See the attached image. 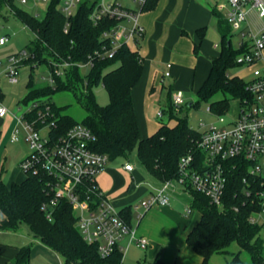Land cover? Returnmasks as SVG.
Listing matches in <instances>:
<instances>
[{"label":"trees","instance_id":"16d2710c","mask_svg":"<svg viewBox=\"0 0 264 264\" xmlns=\"http://www.w3.org/2000/svg\"><path fill=\"white\" fill-rule=\"evenodd\" d=\"M1 2L12 4L13 0ZM59 2L50 0L42 19L22 10H13L15 19L34 35L26 50L30 57L24 61L31 72L42 65L52 71L53 63L73 64L64 70L62 77L53 75V86L37 87L30 75L23 103L28 105L35 100L46 101L44 99L56 93L72 92L86 116L81 123H77L63 114L61 108L50 103L58 118V134H63L76 124L84 125L96 138L93 150L106 155L109 161L124 159L129 162L135 151L138 165L146 178L159 186L176 177L181 157L193 154L201 159L197 149L201 134L189 126L186 117H176L185 104L175 113L171 87L167 89L168 107L161 111L168 116V120L175 121V125L170 127L161 123L154 134L140 138L131 92L142 77V58L137 51L121 45L112 58L95 59L92 68L83 73L74 64H84L103 46L109 47V41H102V34L116 22L104 19L94 26L89 16L95 5L87 3H81L76 13L66 20L58 10ZM156 4L157 0H147L143 11L153 10ZM213 16L220 35L219 55L212 60L208 75L197 90L196 104L189 106L188 103L187 106L199 107L202 103H209L210 114L221 116L228 111L229 100H247L249 94L242 78L228 75L230 69L238 67L236 59L245 48H234L229 39L233 33L231 26L216 10H213ZM66 23H69L67 33L64 32ZM204 31L197 32L200 42L204 39ZM198 51L199 44L195 46L194 53L198 54ZM100 85L108 95L106 106L98 105L93 93V89ZM217 94H222L224 98L212 101ZM239 162V159H231L225 163L230 171L223 196V210L212 205L202 194L190 193V207L200 214V219L187 234L186 244L203 259L202 264H208L215 254L230 255L228 249L234 243L240 252L233 254L229 264H239L242 251L248 254L249 264H264V240L260 237L263 225L249 222V217L258 207L251 203L252 197L246 200L242 193L245 165ZM48 200L40 176L26 175L22 182L10 186L0 179V212L4 216L0 221V231L15 232L20 226H27L35 239L61 258L62 264H122L119 251L107 259H101L96 246L83 241L75 226L73 211L66 202H59L53 209L51 220H47L41 205ZM234 205L239 208L237 212L233 210ZM121 215L131 226V209L126 208ZM31 254V246L19 248L12 264H28ZM155 264L163 263L156 260Z\"/></svg>","mask_w":264,"mask_h":264},{"label":"built area","instance_id":"2783aa9c","mask_svg":"<svg viewBox=\"0 0 264 264\" xmlns=\"http://www.w3.org/2000/svg\"><path fill=\"white\" fill-rule=\"evenodd\" d=\"M26 4L27 0H18ZM49 3L50 0H42ZM222 2L220 10H226V21L233 34L238 35L237 48L245 50L237 57L236 64L247 71L245 90L247 100H237L238 112L232 120L224 115L216 116V122L203 127L197 149L201 159L193 154L180 158L176 177L166 181L138 204L131 206L139 221L144 213L155 206L170 205L173 196H190L192 191L202 194L210 203L223 210V196L230 171L225 163L239 159L245 165L242 179V193L245 199L257 205L258 210L249 217L251 224L264 225V67L259 66L264 51V0H210ZM60 0L58 10L66 20L71 18L81 3L95 5L89 19L94 26L102 20H112L116 24L102 34V41H109L110 46H103L84 64H74L83 73L93 66V61L110 59L121 45L136 46L144 35V28L138 23L147 0ZM218 4V3H217ZM130 5H134L131 8ZM252 11L257 12L263 21L259 33L252 32L248 18ZM66 23L64 32L67 33ZM8 42L7 37L0 38V46ZM30 57L26 50L8 56V67L0 72V81L4 79L9 85L19 83L20 69ZM1 65V63H0ZM69 63H53L52 71L47 69L48 85L53 86L55 77H62L64 70L71 67ZM166 77L170 74L166 72ZM45 78H42L44 80ZM2 96L0 84V98ZM172 106L175 113L185 104L183 93L172 94ZM25 110L14 117L9 143L21 141L27 144V155L19 163L20 171L26 175L40 176L45 184L49 200L41 205L46 219L51 220L54 207L61 201L66 202L73 211L75 226L83 241L97 248L101 259H107L115 251L122 254L127 247L125 240L145 250L148 241L136 235L121 212L102 193L98 184V175L106 168L109 159L104 154L96 153L92 145L96 138L84 125L76 124L58 134L57 120L50 103L35 100L25 105ZM207 111L210 113L209 108ZM9 114L0 99V118ZM163 112H157V118H163ZM235 168V164L233 165ZM126 172H133L134 165L123 164ZM233 210H239L237 205ZM193 209L186 205V214Z\"/></svg>","mask_w":264,"mask_h":264},{"label":"crops","instance_id":"0c3cea01","mask_svg":"<svg viewBox=\"0 0 264 264\" xmlns=\"http://www.w3.org/2000/svg\"><path fill=\"white\" fill-rule=\"evenodd\" d=\"M217 3L210 0H157L153 10L143 11L138 16V23L144 28V35L136 46L130 45V49L137 51L142 58L143 73L139 83L132 89L131 96L141 139L151 136L160 127L161 124L151 119L150 111L153 107L156 109L157 106L159 107L162 94L164 91L167 94L168 87H171L172 94L176 91L183 93L188 88L187 84L191 80L194 82L197 74L201 76L197 90L205 81L211 62L219 55L220 51L218 44L220 35L213 10H216L223 19L227 14V9H219L223 3L221 1ZM248 24L254 33H259L263 29V21L255 11L250 13ZM202 29L205 30L204 39L200 42L197 32ZM1 37L8 38V35ZM198 44L199 51L198 54H195L194 48ZM259 66L264 67V51ZM166 72L170 74L168 77L165 75ZM2 80L7 84L4 79H1L0 83ZM160 110L158 108L155 111L156 120L158 119L157 112ZM7 118L9 127H6L3 136L5 140L7 139V145L13 146L11 149L14 155L16 154L11 181L4 182L6 186H10L12 183H20L25 179V175L19 172L16 165L18 166L26 157L27 147L26 150L18 153L19 147L16 149L14 148L16 144L9 143L15 119L14 116ZM2 119L0 118V122ZM167 125L172 127L175 125V121L168 120ZM21 142L27 146L26 142ZM2 172L3 170L0 168V179ZM97 184L102 193L120 212L126 208L131 209V206L138 204L153 189L159 187L147 179L142 170L134 166V171L129 173L124 171L123 165L118 168L107 165L98 175ZM183 202L182 197L173 196L169 206H155L144 213L139 221L135 218V212L131 210L133 215L131 226L137 236L148 241V246L145 250H141L135 245V242L125 240L123 245L127 249L123 253L122 264L128 257L125 255L127 251L132 252L129 257L130 264L139 263L140 257L135 254V250L145 252L143 260L145 259L146 264H155L156 260L163 264H202L203 259L186 244V236L198 223L200 214L196 211L195 215L194 210L190 215L186 214V204ZM3 219L4 216L0 212V221ZM5 233L9 232L0 231V234ZM44 248H42L44 254L49 258H54L53 264H62L58 255L47 248L44 250ZM18 249L16 247L6 252L3 248L4 254L0 253V264H4L5 260L12 256L14 258ZM239 252L237 251L236 254ZM230 262L231 259L228 255L215 254L211 256L208 264H229Z\"/></svg>","mask_w":264,"mask_h":264},{"label":"rangeland","instance_id":"374dc122","mask_svg":"<svg viewBox=\"0 0 264 264\" xmlns=\"http://www.w3.org/2000/svg\"><path fill=\"white\" fill-rule=\"evenodd\" d=\"M123 2L126 4L128 3L127 0H123ZM47 2H43L42 0H27L26 4H21L18 0H13L12 4H9L8 2L2 3L0 0V36L8 35L9 42L0 47V72H3L8 67V62L6 61L8 56L18 54L19 52L23 50H28L29 42L33 39L34 35L32 32L27 30L18 20L14 17L13 10H22L30 15L36 16L38 19H42L45 16L46 9H47ZM134 5H130L131 8ZM231 40L232 46L235 48L237 47L238 42V35L233 34L231 37H229ZM219 44V43H218ZM217 46V43H216ZM218 50V49H217ZM247 71H245L242 67H234L228 71L229 76H237L242 79L247 78ZM30 75H32L33 81L36 84L37 87L45 86L48 84L47 82V67L42 65L39 66L37 69L31 70L29 69V66L24 64V66L21 68L20 75H19V83L17 85H8L5 82L1 84V92L3 94L2 96V105L9 110V114L4 117L0 122V168H2V176L1 181L9 182L12 178L13 172V166L15 165V158L16 154L14 155V152L12 151L11 147L12 145H7V139L5 140V137L3 136L4 131L9 127V123H7L8 116H14L17 117L20 115L21 112L25 110V104L23 103V97L26 93L25 86L29 80ZM200 74H197L196 79L191 80L187 84V89L184 90V101L185 105L181 109V113L176 115L177 118L186 117L188 120L189 126L196 132H201L202 125L203 127H207L213 123L216 122V116L210 114L207 111V108L209 106V103H202L199 105V107H188V103H193L194 105L197 102V88L200 84ZM42 78H45L42 80ZM166 86V85H165ZM167 88V86H166ZM93 93L95 95L96 101L98 105L100 106H106L108 104V95L106 91L103 89V87L100 85L98 87H95L93 89ZM77 94L79 95V92L77 91ZM222 94H217L212 101H218L223 99ZM47 102L53 104L57 108H61L63 111V114L68 115L71 117L74 121L77 123H81L85 116L86 112L83 109V107L77 102L76 97L72 92H59L54 95H52L50 98L44 99ZM167 94L164 91L162 94V100L159 105L157 106V109L166 110L168 107L167 104ZM156 107L150 111V117L151 119H154L159 124H167L168 123V116L164 115L162 119H157L155 117V111L157 110ZM238 112V103L237 100H229V109L225 113V117L227 120H232ZM14 120V119H13ZM15 125V123L13 124ZM7 127V128H6ZM14 127V126H13ZM19 147V148H18ZM26 145L23 142L16 143L14 145V148H18V153L26 150ZM17 153V154H18ZM128 161V160H127ZM126 161V162H127ZM130 163H132L136 168L139 170H142L140 166L138 165V162L136 160V153L135 151L132 153L130 157ZM125 163L124 159H117L113 161H109L108 166L109 167H121ZM17 169H19V165L17 166ZM20 170V169H19ZM21 172V171H19ZM14 181V180H13ZM184 204L188 205L190 202L189 196H183ZM149 211V210H148ZM195 215L197 212L195 211ZM260 237L262 240H264V225L261 227L260 231ZM0 245L5 246L0 248V253L4 254L3 248L6 250H13L14 248H20L24 246H31L32 248V254L31 258L28 264H53V259L49 258V256H46L43 252V245L35 239L30 233L27 228V226L22 225L19 227V229L15 232H9L5 234H0ZM44 250H46L44 248ZM239 247L237 244H232L229 251V258H233V254L237 251H239ZM47 252V251H46ZM128 252V251H127ZM126 252L125 255L128 257L123 261V264H130L129 257L132 255V252L129 251ZM144 251L135 250V254L139 255V263L136 262V264H146L143 260ZM129 254V255H128ZM232 254V255H231ZM8 258V257H7ZM240 262L241 264H249L250 259L247 253L241 252L239 254ZM59 259V258H56ZM13 256L6 259L4 264H12L13 263ZM148 263V262H147ZM152 264V263H151Z\"/></svg>","mask_w":264,"mask_h":264},{"label":"water","instance_id":"95a60500","mask_svg":"<svg viewBox=\"0 0 264 264\" xmlns=\"http://www.w3.org/2000/svg\"><path fill=\"white\" fill-rule=\"evenodd\" d=\"M191 105V103L189 104V106ZM220 210H222V209H220Z\"/></svg>","mask_w":264,"mask_h":264}]
</instances>
